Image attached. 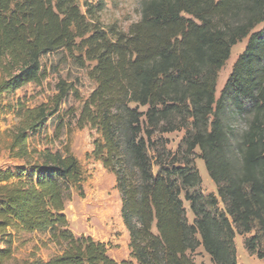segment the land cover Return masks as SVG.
Segmentation results:
<instances>
[{"label": "trees", "instance_id": "16d2710c", "mask_svg": "<svg viewBox=\"0 0 264 264\" xmlns=\"http://www.w3.org/2000/svg\"><path fill=\"white\" fill-rule=\"evenodd\" d=\"M140 1L125 32L103 24L102 0L85 12L80 0H0V108L42 84L47 55L94 63L77 127L96 131L92 155L116 180L132 259L121 264H196L200 248L213 264H239L237 234L264 260V0ZM246 40L217 98L219 73ZM72 92L61 83L52 108L3 106L20 123L6 145L19 165L0 169V264L15 260L14 237L35 232L62 250L30 264H120L108 244L70 229L67 204L85 197L78 158L32 144ZM183 130L170 151L164 136ZM196 150L217 195L200 190Z\"/></svg>", "mask_w": 264, "mask_h": 264}, {"label": "rangeland", "instance_id": "374dc122", "mask_svg": "<svg viewBox=\"0 0 264 264\" xmlns=\"http://www.w3.org/2000/svg\"><path fill=\"white\" fill-rule=\"evenodd\" d=\"M100 0H80L82 11L85 12V2L96 5ZM105 10L101 14L103 24L108 27L117 24L121 30L127 32L133 23L140 20V0H102ZM262 28V26L260 27ZM259 28V29H260ZM247 40L232 49L230 60L219 73L217 98L232 74L235 63L244 52ZM45 79L42 84L30 83L21 90L6 97L0 108V169H14L19 164L9 159L6 145L19 127L20 119L13 113L6 112L3 106L10 103L17 106L22 103L27 108H37L43 105L52 108L53 102L59 93L61 83L73 87L72 92L63 103L58 115L49 119L41 135L32 139L33 146L38 148L50 147L53 150L63 152L68 147L82 166L85 183V197L77 195L67 204L66 216L70 223V229L77 235L90 236L96 241L108 244L109 251L116 254L121 264L123 261H132L130 258L129 243L126 244L125 225L121 217V198L116 190V180L113 174L108 172L103 165L96 161L92 153L94 140L98 138L96 131L89 127L83 130L77 127V119L80 116L84 102L96 88V83L90 79L88 72L94 63H86L84 68L77 65L66 51H59L47 55L42 60ZM77 92L78 94H75ZM141 111H146L142 108ZM60 123H63L60 126ZM57 133L60 137L56 138ZM186 131L165 135L169 140L167 148L177 152ZM201 152L195 151L193 160L200 171L202 178L201 192L205 195H217V188L211 180L204 162L200 159ZM158 168H155V173ZM184 199V196H182ZM190 223L194 221V215L190 210V204L185 202ZM254 235V233H252ZM114 237L120 241L115 245ZM247 237H251L248 235ZM245 236H236V248L239 264H264L256 255L251 254L245 248ZM130 242V240H129ZM15 260L9 264H30L35 261H47L61 252V248L50 243L48 233L35 232L23 234L13 239ZM196 264H213L209 255L200 248L192 254ZM125 259V260H124ZM135 264V262H134Z\"/></svg>", "mask_w": 264, "mask_h": 264}, {"label": "crops", "instance_id": "0c3cea01", "mask_svg": "<svg viewBox=\"0 0 264 264\" xmlns=\"http://www.w3.org/2000/svg\"><path fill=\"white\" fill-rule=\"evenodd\" d=\"M125 235L123 237L126 238V244L128 246V243H129V233L127 231V229H125ZM113 240H115V245L118 246V244L120 243L121 240H119L117 237H114ZM109 255L115 259L118 263H119V259L120 257H118L116 254H112L111 251H109ZM125 260V259H124Z\"/></svg>", "mask_w": 264, "mask_h": 264}]
</instances>
